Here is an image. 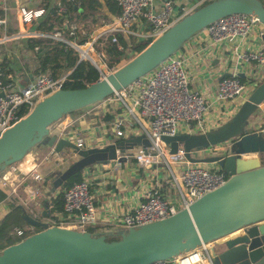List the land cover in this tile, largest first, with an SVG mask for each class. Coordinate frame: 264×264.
Returning a JSON list of instances; mask_svg holds the SVG:
<instances>
[{"label":"water","instance_id":"1","mask_svg":"<svg viewBox=\"0 0 264 264\" xmlns=\"http://www.w3.org/2000/svg\"><path fill=\"white\" fill-rule=\"evenodd\" d=\"M236 13L254 16L261 22L264 48L261 0H211L186 14L102 79L82 88L57 90L6 128L0 134V173L41 143L55 147L59 153L70 147L77 159L54 180L57 190L89 166L122 160L124 154L138 147L151 148L153 144L145 134H133L104 147L80 148L73 141L52 134L50 127L64 116L127 88L180 51L199 31ZM78 50L81 55L77 64L87 59L98 68L88 49ZM238 75L246 77L244 73ZM263 103L264 79L253 88L235 115L216 129L162 136L171 154L183 147L191 163L215 165L225 171L229 178L220 188L168 218L101 233L51 226L26 214V221L41 230L3 249L0 264H149L186 255L222 238H225L223 245L209 251L212 264H264V132L255 124ZM225 142L231 145L223 155L197 158L192 154ZM43 215L49 218L51 210H43ZM108 235L118 238L108 240Z\"/></svg>","mask_w":264,"mask_h":264},{"label":"built area","instance_id":"2","mask_svg":"<svg viewBox=\"0 0 264 264\" xmlns=\"http://www.w3.org/2000/svg\"><path fill=\"white\" fill-rule=\"evenodd\" d=\"M6 1L3 0V3ZM57 1L58 5L63 6L61 12H64L66 8L63 1L70 0ZM113 1L119 7L120 13L112 20H102L106 28L96 39L87 42V45H90L92 49L100 38L112 37V40L115 41L120 34L136 35L142 40L151 39L152 41L164 34L186 14L195 10L194 8H182L179 12L176 10L173 0H164L159 9L154 7L155 0ZM2 9L7 10L6 4ZM20 11V21L26 25L42 15L45 9L33 12L22 7ZM6 24V16L0 17V40L9 37L5 33L3 35L1 33ZM67 26V23H63L62 30L52 33L53 38L81 49L80 45L72 43L66 38L63 28ZM262 26L256 17L236 13L222 17L205 27L201 32L203 31L209 36L210 44L215 47L214 49L222 46L229 47L238 62L254 64L255 70L258 71V69L264 68ZM80 27L79 24H71L69 35H74ZM98 54L105 64V68L102 70L97 63L100 79H102L106 74L113 72L115 68L108 67L107 55L104 50ZM237 69L235 67L229 75L219 80L215 94L210 98L202 91L192 88L187 60L178 51L127 88L95 105H102V107H95V112L97 111L101 115L115 116L112 121L115 141L112 143L133 134H145L153 144L151 148L138 147L136 150L124 154L122 160H115L117 166L120 167L123 161L133 159L150 174V177H156V179H159L155 175L156 170L165 168L167 172L165 179L175 190L173 197L166 196L161 192L160 182L155 183L145 192L142 200L112 222L116 228L129 229L168 218L227 182L229 176L220 167L204 163H191L186 158L183 147H180L177 153L171 154L169 146L162 141V136H173L180 132L205 133L220 126L225 119L230 117L226 105L231 101L248 97L253 88L260 83V77L254 82H244L238 75ZM68 77L69 74L53 77L48 73H40L28 85L17 87L13 75L0 70V134L27 115L39 101L64 88ZM216 106L217 115L211 117L209 113ZM119 107L121 114L118 113ZM26 111L28 112L25 113ZM261 127L264 132V125ZM59 137L73 141L80 148H86V139L80 130H75L68 135L61 133ZM230 145V142L212 145L193 151L192 154L197 158L223 155L228 152ZM33 152L34 149L22 160L8 166L0 173V187L8 188L9 196L17 197L25 207L31 209L32 214L37 218L42 213L40 201L43 190L37 187L31 188L28 196L25 197L23 193L25 185L29 180L35 182L44 180L41 171L43 164L55 163L59 166L66 158L61 156L55 147H48L45 152L39 150ZM100 164L103 163L94 164L95 168ZM87 169L88 167L82 171V181L64 190V212H55L53 216L51 212L48 221L51 226L89 231L94 225L106 221L100 218L95 205L91 190L93 178L85 172ZM18 233L22 234L23 231L18 230ZM209 244L186 255L157 260L149 264H203L204 261L212 264Z\"/></svg>","mask_w":264,"mask_h":264},{"label":"crops","instance_id":"3","mask_svg":"<svg viewBox=\"0 0 264 264\" xmlns=\"http://www.w3.org/2000/svg\"><path fill=\"white\" fill-rule=\"evenodd\" d=\"M8 1L9 0L3 3V0H0V9L3 4H6L7 6L6 11L3 9L0 10V17L6 16L7 18V24L2 28L1 33L2 35L5 33L9 36L8 38H2L0 40V64H2V67L0 66V70L7 74H12L16 80V86L21 87L32 82L38 74L47 73L39 70L37 62L38 56H45V52H42L43 49L39 50V46H37L35 48L36 50L32 52L28 44V40L34 38L42 39L44 45L54 44L49 41L50 38L54 37L53 34L38 29V26L40 22L46 19V16L43 15H45V12L47 13V6L50 4L55 5L57 0H40L45 2L43 8L46 9V11L44 14L39 15L37 19L35 18L32 23L30 22L26 25H23L20 21V8L26 7L28 10H32L34 12L37 10L32 6L34 1L11 0L12 4L10 7L8 6ZM205 1L207 0H173L176 10L179 12L182 8L196 9L203 5ZM86 2L87 6L94 7V11L90 13L93 15H85L84 8L80 9L79 14L81 16H77L74 13L69 14V16L73 17V20L79 17L82 21V23H80L81 27L76 31L77 37L86 40V42L82 45L87 44V42L91 39H96V37L103 32L106 25H103L102 20H112L119 13V7L111 0H86ZM163 2L164 0H155V9H159ZM10 9L12 10L11 14L9 13ZM70 22L71 21H69L68 17L66 18L65 16L63 18V23L68 24V26L64 29L65 35L67 33L69 35L71 30ZM134 37H136L137 41H144V39L142 40L136 35ZM100 39L96 42L99 46L102 45L100 44ZM69 41L72 43L75 42L71 39ZM214 48L215 47L210 44L209 36L206 35L205 32L200 31L195 34L180 50V53L183 54L184 58L187 60V67L190 74L192 88L200 90L208 97L212 98L215 94L219 80L222 79L224 74L230 73L234 70L235 67L238 68L237 70L239 73H244L246 75L245 79L247 81L254 82L258 77L261 78H259L260 82L264 79V68L255 71L254 64L248 65L238 62L237 57L232 54L229 47L222 46L221 48ZM49 50L50 49H47L48 54H50ZM96 50H98L97 52L99 53L103 49H98L97 46ZM74 51L77 52V50ZM74 55H76V53H74ZM134 56L135 52L130 47L127 51L126 58H123L121 62H127ZM71 71L72 70L65 73L62 71L63 73L60 77L70 74ZM246 99L247 97L240 98L238 100L231 101L226 105L230 117L225 119L224 122L235 115ZM216 111H218L217 106L214 110L210 111L209 115L211 117H215V115H217ZM118 113H122L120 112V107L118 108ZM114 117L115 116L111 114L101 115L100 113H97V111L95 112V110L92 112L84 108L76 114L66 115L60 119L59 123L51 128V133L60 136L61 133L63 135H68L75 130H80L82 132V136L86 139V148L104 147L115 141L114 134L112 132V121L114 120ZM255 117V124L258 126V130H260L262 128V124L264 125V103L261 105L260 110ZM48 147L49 145L42 144L38 148H34L33 153H35V151L38 152V150L40 152H45ZM60 154L66 158L63 164L58 166L55 163H50L52 166L49 167L46 165L45 167L43 164L41 171L44 176V180L42 182L29 180L25 185L26 188L23 192L26 197L28 196L31 188H42L43 193L40 201V209L42 210V213L40 215L41 217L39 216L37 219L45 222H48L50 217L48 218L44 216L43 210L47 208L51 210L49 205L51 204L53 197H56L60 191V189H55L53 184L54 180L57 176H59L61 168L64 167L67 162H74L77 159V155L74 150L71 154L63 153V151L60 152ZM97 166L98 167L95 168V165H92L88 167L85 172L93 178L91 190L94 196L95 205L100 218L102 220H106L93 226L101 227V232L106 230L115 231L121 229L116 228L112 222L119 219L125 212L142 200L145 192L155 183L160 182L161 192L164 195L173 197L175 194V190L171 187L168 180L165 179L167 176L165 168H159L156 170L155 175L159 177V179H156V177H150V174L141 168L133 159L123 161V164L120 167L117 166V162L115 160L103 162V164ZM0 191L7 194L3 199L0 198L1 218L7 215L11 210V203L9 200L11 197L9 196L10 190L8 188L0 187ZM15 198L20 204H22L17 197ZM28 210L33 213L30 208H28ZM33 227V225L28 223L25 228L31 230ZM224 241L225 238L210 243L208 245L210 251L221 247ZM203 264L208 263L207 261H204Z\"/></svg>","mask_w":264,"mask_h":264},{"label":"trees","instance_id":"4","mask_svg":"<svg viewBox=\"0 0 264 264\" xmlns=\"http://www.w3.org/2000/svg\"><path fill=\"white\" fill-rule=\"evenodd\" d=\"M209 1L211 0H207L203 4H206ZM261 1L264 3V0ZM113 2L116 4L115 1ZM63 4L66 8L64 12H58L57 10H54L53 4L47 6V13L45 12V15H43L46 16V19L39 23L38 29L54 33L62 30L63 18L65 16L66 18L68 17L69 21L73 22V17L69 16V14L74 13L77 16H81L79 14L81 8L85 9V15H88L94 11V7L87 6L86 0L63 1ZM69 38L80 45L86 42L85 39L83 40L77 37L76 32L74 36H69ZM49 41L53 42L54 44L44 45L42 39L34 38L28 40V44L32 52L36 50L35 48L37 46H39V50L43 49L42 52H45V56L41 55L37 58L39 70L47 72L53 77H60V75L63 73L62 71L65 73L72 70L69 74L68 81L64 85V88H82L100 79L99 70L89 60L84 59L79 64H77L79 59L78 52H75L74 49L66 42L54 38H50ZM150 42L151 39L137 41L136 37L134 36L120 34L117 36V40L115 41L112 40V37H109L108 39L101 38L100 44L102 45L98 46V49H103L106 52V63L108 67H114L116 69L119 64L122 63V59L126 58L127 51L130 47L134 50L136 55L145 49ZM47 49H50V54L47 53ZM74 53H76V55H74ZM0 66L2 67V64H0ZM242 80L244 82L247 81L245 78H242ZM79 111L80 110L71 114H76ZM27 112L28 111L25 113ZM82 180L83 172L81 171L63 183L60 191L56 197H53L52 202L49 205L52 216L55 212H64V190L70 188L75 183ZM6 195L7 194L0 191L1 199L6 197ZM9 200L11 203V210L7 215L0 218V252L6 247L18 243L33 233L41 230V228L36 226H34L31 230L26 229L25 227L28 222L25 219V215H34L28 210L27 207L20 204L14 196L9 198ZM18 230L23 231V233L19 234ZM89 231L92 233H101V227H91ZM117 238L118 236L116 235H108V240H114Z\"/></svg>","mask_w":264,"mask_h":264},{"label":"rangeland","instance_id":"5","mask_svg":"<svg viewBox=\"0 0 264 264\" xmlns=\"http://www.w3.org/2000/svg\"><path fill=\"white\" fill-rule=\"evenodd\" d=\"M22 1H26V0H22ZM34 1V4L32 5L33 7H34V9L36 8L37 10H40V9H42L43 7H44V5H45V2H42V1H40V0H33ZM11 4H12V2H11V0H9L8 1V6L10 7L11 6ZM2 8H4V4L1 6ZM62 5H58V1H56V3H55V5H54V10H57L58 12H60L61 10H62ZM1 8V9H2ZM0 9V10H1ZM11 9H10V11H9V13L11 14ZM44 14V13H43ZM38 18V17H37ZM36 18V19H37ZM34 20V19H33ZM33 22V21H32ZM31 22V23H32ZM30 23V22H29ZM71 24H79V25H81L80 23H82V21H81V19H79V17L78 18H75L74 20H73V22H70ZM65 27V26H64ZM63 29H65V28H63ZM66 35H68V33L66 34ZM66 38H68V40H70L69 39V37L68 36H66ZM75 43V42H74ZM78 45V44H77ZM97 46H99L97 43H96V45L94 44V48L92 49L91 47H90V45H87V44H85V45H80V47L81 48H83V49H88L89 50V53H90V55L94 58V60H96L97 61V63L99 64V67L103 70L104 68H105V64L103 63V59H102V57L98 54V50H96V48H97ZM73 47V46H72ZM73 49L74 50H77V52H78V49H76V48H74L73 47ZM81 55V53L79 52V56ZM126 63V61L124 62H122V63H120L119 64V66L117 67V68H119L120 66H122L123 64H125ZM116 68V69H117ZM115 69V70H116ZM95 105H97V104H94V106L93 105H91V106H89V107H86V110H90V111H92V112H94V110H95V107H102V105L101 104H98V106H95ZM59 123V121H57V122H55L54 124H52L51 125V127H50V130H51V128H53L56 124H58ZM40 145H42V143L41 144H39V145H37L36 147H34V148H38ZM73 152V149L72 148H70V147H65L64 148V150H63V153H66V154H71ZM72 162H67L66 164H65V166L64 167H62L61 168V171H64L65 169H67L69 166H70V164H71ZM52 166L51 164H47V163H45L44 164V166ZM45 166V167H46ZM59 191V190H58Z\"/></svg>","mask_w":264,"mask_h":264},{"label":"bare ground","instance_id":"6","mask_svg":"<svg viewBox=\"0 0 264 264\" xmlns=\"http://www.w3.org/2000/svg\"><path fill=\"white\" fill-rule=\"evenodd\" d=\"M83 49V48H82Z\"/></svg>","mask_w":264,"mask_h":264}]
</instances>
